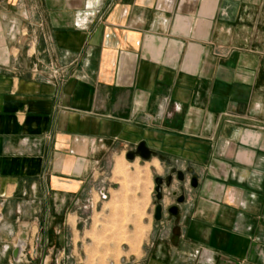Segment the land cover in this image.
I'll use <instances>...</instances> for the list:
<instances>
[{"label":"crops","instance_id":"crops-1","mask_svg":"<svg viewBox=\"0 0 264 264\" xmlns=\"http://www.w3.org/2000/svg\"><path fill=\"white\" fill-rule=\"evenodd\" d=\"M142 141L198 182L142 264H264V0H0V264H78Z\"/></svg>","mask_w":264,"mask_h":264},{"label":"rangeland","instance_id":"rangeland-1","mask_svg":"<svg viewBox=\"0 0 264 264\" xmlns=\"http://www.w3.org/2000/svg\"><path fill=\"white\" fill-rule=\"evenodd\" d=\"M134 148L128 145L127 150ZM154 160L160 164L157 158L131 162L122 154L98 177L97 204L90 215L84 214L75 263L142 264L154 222V178L163 174L153 168Z\"/></svg>","mask_w":264,"mask_h":264},{"label":"water","instance_id":"water-1","mask_svg":"<svg viewBox=\"0 0 264 264\" xmlns=\"http://www.w3.org/2000/svg\"><path fill=\"white\" fill-rule=\"evenodd\" d=\"M136 157H139L144 161H151L153 158H157L160 162H166L167 165H171L170 159H168L165 155L161 154L160 152L150 149L147 146L145 141L140 142L138 145H136L135 149L130 150L126 154V159L131 162L134 161ZM173 166L174 167L171 169L170 175L168 177H166L165 179L163 178L161 179V177L154 179V184L156 185L155 192H156V198H157V206H156L155 215H154V220H155L156 225H158L162 221V218H163V206L161 203L162 194H163V187H162L163 181H165L166 187H170L171 182H172V177L175 174L177 175L178 182L180 184H183L185 182V175L188 174L191 177L190 185L192 189H196L198 186L196 177L192 174V172L189 169L185 172V171L178 169L177 166L175 165ZM101 194L105 195V192L102 191ZM185 201L186 200H185L184 195H181V197H179L177 200V204L183 205L185 204ZM168 213L170 215L177 216L178 207L174 206L170 208ZM24 246H25V243L23 241L21 240L17 241L15 248H14L13 256H12L15 262H19Z\"/></svg>","mask_w":264,"mask_h":264},{"label":"flooded vegetation","instance_id":"flooded-vegetation-1","mask_svg":"<svg viewBox=\"0 0 264 264\" xmlns=\"http://www.w3.org/2000/svg\"><path fill=\"white\" fill-rule=\"evenodd\" d=\"M136 158H139V157H136ZM160 166H161V169L163 170V174L156 176L154 179H156L158 177H161V179L162 178L165 179L166 177H168L170 175V171L174 167L173 164H172V162H171V165H167L166 162H160ZM182 171H185L186 172L187 170H182ZM190 179H191L190 175L186 174L185 175V182L183 184H180L178 182V180H177V175L174 174L173 177H172V182H171V186L170 187H166L165 181H163V184H162L163 194H162V201H161L162 206H163V218H164L165 213H167L170 217H176V216L170 215L168 213V211L170 210V208H172L174 206L178 207V214H179V207L182 206V205H178L177 204V200H178L179 197H181V195H184L185 200L187 199V195H186V188H187L186 185H187V182H189L188 183L189 188H192L191 185H190V183H191V180ZM174 181H177L178 182V185H177L178 191H171L172 187L174 186ZM155 187H156V185L154 186V202H155V205H154L153 219H154L155 210H156V206H157V198H156ZM167 198L170 199V200H173L174 201V204H172L169 208L164 209L165 208V205H164L165 199H167ZM185 203H186V201H185ZM163 218H162V220H163ZM154 223H155V220H154Z\"/></svg>","mask_w":264,"mask_h":264},{"label":"built area","instance_id":"built-area-1","mask_svg":"<svg viewBox=\"0 0 264 264\" xmlns=\"http://www.w3.org/2000/svg\"><path fill=\"white\" fill-rule=\"evenodd\" d=\"M52 71H53L55 76H59V74H60L59 72H61V70H58L56 67H53ZM101 192H100V194H101ZM101 196L105 197V195H103V194H101Z\"/></svg>","mask_w":264,"mask_h":264},{"label":"bare ground","instance_id":"bare-ground-1","mask_svg":"<svg viewBox=\"0 0 264 264\" xmlns=\"http://www.w3.org/2000/svg\"><path fill=\"white\" fill-rule=\"evenodd\" d=\"M156 164H157V163H156ZM156 164H155V165H156ZM157 167H160V166H159V164H158V166H157Z\"/></svg>","mask_w":264,"mask_h":264}]
</instances>
